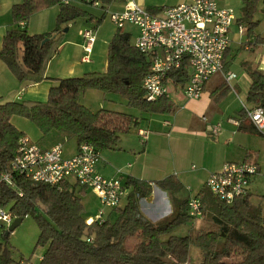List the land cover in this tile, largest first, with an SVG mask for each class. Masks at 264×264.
Wrapping results in <instances>:
<instances>
[{"label":"trees","instance_id":"trees-1","mask_svg":"<svg viewBox=\"0 0 264 264\" xmlns=\"http://www.w3.org/2000/svg\"><path fill=\"white\" fill-rule=\"evenodd\" d=\"M65 1L77 0H23L13 7V23L3 39L0 60L20 83L38 84L47 79V64L58 53L66 25L80 18L100 24ZM261 1L264 3V0H242L239 23L248 28L249 36L258 25L254 17ZM53 6H60L53 33L32 36L21 27L34 14ZM256 40L264 43L259 36ZM245 67L252 81L247 104L264 108V72L248 63ZM150 73V59L136 49L129 34L118 33L109 45L106 74L60 80L51 89L46 103L0 100V175L8 170L20 140L25 137L11 122L15 116L29 120L44 135L63 133L75 138L78 147L89 143L101 151L117 150L121 137L138 127L139 120L119 111H92L82 103L87 93L120 95L129 106L148 114H175L177 107L170 99L157 102L145 99L142 85ZM189 76L188 65L184 64L169 75L168 82L171 80L175 87L184 88ZM238 119L240 131L264 137L243 109ZM17 181L24 196L19 197L0 184V207L12 205L16 217L33 216L36 220L40 229L37 247L46 248L39 264H188L192 247L202 251L200 264H264V196L260 204H253L250 194L227 205L206 187L208 190L203 189L197 196L204 206V219L213 229L179 236L175 232L192 218L188 207L190 198L179 197L183 186L174 176L156 182L175 202L172 215L159 223L148 219L140 208V199L152 194L151 184L134 178L128 179L127 186L132 190L124 207L115 211L117 218L112 220L109 216L104 222L95 221L91 225L87 224L89 218L83 203L86 189L69 183L57 187L25 179ZM131 237H136L137 243L129 251L125 243ZM0 262L14 264L11 250L1 244Z\"/></svg>","mask_w":264,"mask_h":264},{"label":"crops","instance_id":"crops-1","mask_svg":"<svg viewBox=\"0 0 264 264\" xmlns=\"http://www.w3.org/2000/svg\"><path fill=\"white\" fill-rule=\"evenodd\" d=\"M22 1L23 0H0V49L7 31L13 23L12 9L15 5L21 4ZM99 1L102 3V7L99 8L94 7L86 0L70 2L72 6L88 13L95 20L100 21V24H97L96 21L92 22L86 18H80L64 27L68 28L69 31L67 33L64 32L58 53L55 54L47 64L45 70L47 79L42 83L29 85L20 83L9 67L0 60V100L2 102L46 103L51 89L57 87L60 80L80 78L89 74H106L109 64V45L116 34H129L131 43L135 45L139 36L138 28L128 24L124 28L118 29L112 23L107 13V11L123 12L126 0ZM135 1L140 6L149 10L160 11L159 14H161L165 8L174 7L189 2L190 0ZM227 4L231 5L229 2L222 5L223 7H227ZM59 14L60 6L43 9L34 14L26 24L22 23L21 27H25L32 36L53 33L57 27ZM237 17V24L234 25V27L238 28L241 41L245 38L246 28L243 24L239 23L242 15H237ZM241 25L244 26V31L242 33L239 31ZM125 28L127 29L126 31ZM233 29L232 43L234 42ZM73 30L75 32H72ZM85 30H93L96 34V42L93 46L91 61L89 63L83 62V57L85 56V39L81 33ZM247 43L249 44L245 47V50L248 52L258 48L257 43L252 45L249 37L241 42L240 46L243 47ZM231 46L226 56L225 70L227 72H234L238 76L234 91L228 87L222 75H219L220 77L215 84L210 85L209 81L205 87L202 98L193 101L200 103L198 107L201 117L198 121H195L194 118L187 119V117H182L181 114H177L178 110L172 116L146 113L150 116L145 114H143V116L145 115L153 119L150 126L148 124L146 127H142V123L138 119V127L132 128L129 132H134L136 134L140 142L139 145L133 142L122 145L125 137V135H123L117 150H105L101 152V160L98 168L104 177L109 179L119 178L126 186L129 178L151 184L153 189L152 194L147 198L140 199L139 203L142 213L154 223H159L171 215L160 221L158 219L159 215H155L151 209L148 210L147 206H151L154 209L161 207L164 204V198L161 197V195H165L167 199H171L173 202V209L175 203L170 193L157 186L156 182L174 176L182 185H188L187 191L191 192L194 188H199L202 185L205 186L209 176L219 171L225 163L241 162L238 161V159L242 158L241 155H238V151L246 149L247 155L244 156L243 159V161H245L249 160V153L255 148V142H259V145H263L262 147L264 148V138H259L256 134L242 132L239 129V125L231 122V120H235L239 123L238 115L242 110L243 103H247L248 92L252 84L245 64L248 63L264 72V58L259 57L255 62L251 60L242 61L240 63L242 71H235L236 65L231 66L228 61V55L231 53ZM107 98H111L109 103L113 105L120 102L117 96H110V94H108L105 95L104 99ZM87 102V105L83 103L86 107H88V104H91L89 100H87ZM111 106L112 105L106 107V105L102 103L100 109L118 111L114 109L115 107ZM88 108L91 109L90 107ZM92 111L96 112L98 110ZM130 115L135 116L133 114ZM224 119H226V121ZM11 122L25 135V137L30 138L31 141L40 142L46 138L54 137L52 138L53 140L46 142V147H44V149L52 148L59 143L58 140L60 139L58 138H60V136L66 135L58 132L44 135L36 126L30 123L29 120L18 116L13 117ZM217 124L221 125V130L218 135H214L211 132V126ZM152 126H155L157 130L153 129ZM140 131L146 132L148 134V139L141 137L139 134ZM163 140L166 142H163ZM204 145H209L216 150V156L211 162H207L205 159L206 155L202 150ZM76 154L77 150L67 158H71ZM191 156L199 157L205 162L202 172V175L205 173L204 178L198 176L197 179L196 176L183 170V163ZM249 161L258 162L256 159H250ZM200 188L196 196L201 192L202 187ZM129 189L132 190V188ZM251 194L252 200L256 195H254L253 192H251ZM179 197H185V195L180 194ZM187 197L191 198L192 195ZM110 212V217L112 216V212L116 213L115 211ZM195 222L197 221L191 220L186 226L193 227ZM186 226L182 227L183 231L181 234H187V229H184ZM191 260L192 259H190L188 264H194ZM198 264H200L199 261Z\"/></svg>","mask_w":264,"mask_h":264},{"label":"built area","instance_id":"built-area-1","mask_svg":"<svg viewBox=\"0 0 264 264\" xmlns=\"http://www.w3.org/2000/svg\"><path fill=\"white\" fill-rule=\"evenodd\" d=\"M86 1L94 7H102L99 0ZM65 3L70 4V1ZM107 13L118 29L130 24L139 30L135 47L151 61V73L142 85L148 102L171 98L167 85L169 75L179 71L184 64L191 70L183 88L186 99L200 100L207 83L218 75H222L228 87L234 91L238 76L225 70L226 53L232 44V29L238 20L234 8L221 7L216 0H190L165 8L161 14H154L135 0H126L123 12ZM239 31H244L243 25ZM81 34L85 39L83 62L89 63L96 34L93 30H85ZM242 109L264 135V108H252L243 103ZM231 122L239 125L235 120ZM220 130V124L211 126L214 135H218ZM139 134L148 139L146 132L140 131ZM100 160L101 151L89 143L80 145L77 154L67 158L61 143L44 149L30 138L23 137L8 170L0 175V184L13 190L19 197H23L24 193L18 179L57 187L65 183L75 184L93 191L104 207L101 216L88 219L87 224L104 222L105 210L123 208L131 190L119 178L104 177L98 168ZM259 173L260 166L251 161L225 163L219 171L209 176L206 187L219 201L233 205L236 200L251 194V184ZM188 207L192 220L204 219V206L198 196L189 199ZM17 218L12 212V205L8 211L0 208V244ZM88 241L91 242V239ZM42 260L43 256L38 263L21 260L14 264H39Z\"/></svg>","mask_w":264,"mask_h":264},{"label":"rangeland","instance_id":"rangeland-1","mask_svg":"<svg viewBox=\"0 0 264 264\" xmlns=\"http://www.w3.org/2000/svg\"><path fill=\"white\" fill-rule=\"evenodd\" d=\"M221 7H223L222 4L224 3H231V5L227 4V7H232L235 9L237 15H242L243 11V3L242 0H216ZM254 21L258 23V25L254 28V34L249 36L248 33V28H246V33H245V38L244 40L240 41V35L238 34V28L233 26V37H234V42L232 43L231 46V53L228 55V61L230 62L231 66L236 65L235 71H242L240 63L242 61H249L251 60L252 62H255L259 57L264 58V43H258L256 38L259 36L262 39H264V3L263 1L260 2L259 7L257 9L256 15L254 17ZM127 29L125 28V31ZM72 32H75L74 30ZM71 32V33H72ZM249 37L251 39L252 45H255L257 43L258 48L256 50L248 52L245 50V47L248 46L249 43L245 44L243 47L240 46V43L245 41L246 38ZM236 63V64H235ZM234 67V66H233ZM191 70H189L190 73ZM218 76H214L211 78L209 84H215L217 79H219ZM168 89L170 91V99L175 103L178 113L181 114L182 117H187L192 119L194 118L195 121H198L200 116V109L198 105L200 103H196L193 101H188L184 95H183V87L179 85L178 87H175L173 84V81L167 82ZM98 91H91L87 93L82 99V103H85L87 105V100L91 102V104H88V107H90L92 110H99L101 107V104L103 103L106 105V107H115L114 109L120 111V112H127L130 114L135 115L140 122L142 123V127H146V125L151 124L152 120L150 117H147L145 115H148L146 113H143L142 111H139L138 109L131 107L128 105V102L124 100V98L120 95H115V94H110V96H117L120 100V102H117L115 105L110 104L109 101L110 99H104L105 95ZM117 105V106H116ZM103 108V107H102ZM143 114H145L143 116ZM158 115H164V116H172L174 114H158ZM150 116V115H148ZM165 118V117H162ZM226 121V119H224ZM30 122V121H29ZM31 123V122H30ZM162 123V121H161ZM33 124V123H32ZM34 125V124H33ZM35 126V125H34ZM153 129L157 130L155 126H152ZM49 135V134H48ZM127 136V137H126ZM259 138H264L263 136L256 135ZM54 138V137H52ZM52 138H46L40 142H33L39 145L40 147L44 148L46 147V142L49 140H53ZM60 140L59 143L63 144L64 146V156L69 157L72 153H75L76 150H78V145L77 141L75 138L67 135L60 136L58 138ZM128 142H133L137 143L139 145V139H137L136 134L129 133L128 135H125L124 141L122 145H125V143ZM163 142H166L163 140ZM167 144V143H166ZM255 148L249 153L250 157L248 158L249 160H257L258 162H254L258 164L261 168V172L253 179V182L251 184L252 192L256 197L254 196L253 199L251 200L253 204H258L261 203V198L264 195V148L259 145V142H255ZM203 152H205V159L207 162L213 161V158L216 156V150L213 149V147L209 145H204L202 147ZM104 150H101V152H104ZM239 154L241 155L242 158L238 159V161L243 162L244 156L247 155L246 149H243L242 151H238ZM245 160V161H249ZM228 163V162H227ZM205 165V162H203L202 159L196 156H191L185 160L183 163L182 167L183 170L188 172L189 174H192L193 176H196L198 179V176L201 178L205 177L202 175L203 172V166ZM208 180V179H207ZM206 181V180H205ZM207 182V181H206ZM183 189L181 190L180 194L185 195V197L192 195V197L196 196L197 192L200 187L203 189H206L205 186H200L199 188H194L192 191H187V188L189 187L188 185H182ZM201 190V191H202ZM161 195V194H160ZM259 195V196H258ZM163 197V205L161 207H157V209L152 208L151 206H147V209L155 213V215H159L158 219L161 221L165 219L166 217L172 215L174 209H173V202L171 199H167L166 196L161 195ZM83 203L85 205V210H86V216L89 219H96L101 216L102 210H104V207L96 197V195L93 193V191L86 189V193L83 197ZM9 206L6 207H0L3 211H8ZM151 207V208H150ZM110 211L105 210V213L103 215L104 219H107L110 216ZM112 220H115L117 218V214L112 212L111 216ZM187 229L186 231L187 234L191 233H198L200 231H205L209 229H213V226L211 225L210 222L207 220H198L195 222V225L193 227L186 226ZM192 230V231H191ZM183 231V228H180V230H177L175 233L176 235L183 236L184 234H181ZM40 236V229L39 226L36 222V220L33 218V216H29L25 218L22 222V224L17 227L13 232L10 233L8 238H4L3 241L1 242V245L3 247H7L8 249L11 250V257L14 260V262H18L21 260L25 261H30L32 263H38L45 253L46 248L42 246L37 247V242ZM137 243V238L136 237H131L128 238L126 243H125V248L127 250H132ZM201 257V258H200ZM190 259L192 263L198 264V261L201 262L202 260V251L197 248V247H192L190 251Z\"/></svg>","mask_w":264,"mask_h":264},{"label":"water","instance_id":"water-1","mask_svg":"<svg viewBox=\"0 0 264 264\" xmlns=\"http://www.w3.org/2000/svg\"><path fill=\"white\" fill-rule=\"evenodd\" d=\"M68 31L69 29L65 28L64 32L67 33ZM23 220H24L23 218H17L12 224V226L10 227L9 231L6 233V237H8L10 233L13 232L17 227H19L22 224Z\"/></svg>","mask_w":264,"mask_h":264}]
</instances>
